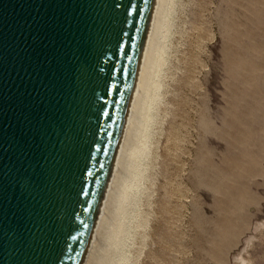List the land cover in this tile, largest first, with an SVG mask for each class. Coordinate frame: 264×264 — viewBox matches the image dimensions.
Returning a JSON list of instances; mask_svg holds the SVG:
<instances>
[{"label":"water","instance_id":"obj_1","mask_svg":"<svg viewBox=\"0 0 264 264\" xmlns=\"http://www.w3.org/2000/svg\"><path fill=\"white\" fill-rule=\"evenodd\" d=\"M151 0H0V264H78Z\"/></svg>","mask_w":264,"mask_h":264},{"label":"rangeland","instance_id":"obj_2","mask_svg":"<svg viewBox=\"0 0 264 264\" xmlns=\"http://www.w3.org/2000/svg\"><path fill=\"white\" fill-rule=\"evenodd\" d=\"M173 1L127 263L264 264V0Z\"/></svg>","mask_w":264,"mask_h":264},{"label":"bare ground","instance_id":"obj_3","mask_svg":"<svg viewBox=\"0 0 264 264\" xmlns=\"http://www.w3.org/2000/svg\"><path fill=\"white\" fill-rule=\"evenodd\" d=\"M173 2L150 1L124 115L78 264H128L124 247L135 234L130 217L143 189ZM237 264L252 262L241 258Z\"/></svg>","mask_w":264,"mask_h":264}]
</instances>
